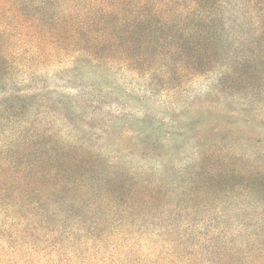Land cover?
Returning <instances> with one entry per match:
<instances>
[{
	"label": "trees",
	"instance_id": "obj_1",
	"mask_svg": "<svg viewBox=\"0 0 264 264\" xmlns=\"http://www.w3.org/2000/svg\"><path fill=\"white\" fill-rule=\"evenodd\" d=\"M159 61L170 90L209 74L217 95L242 87L254 131L264 0H0V88L34 64L135 73ZM11 97L0 93V264H264V138L192 127L194 157L168 172L180 151L160 147L152 181L49 130L26 135Z\"/></svg>",
	"mask_w": 264,
	"mask_h": 264
},
{
	"label": "rangeland",
	"instance_id": "obj_2",
	"mask_svg": "<svg viewBox=\"0 0 264 264\" xmlns=\"http://www.w3.org/2000/svg\"><path fill=\"white\" fill-rule=\"evenodd\" d=\"M238 9L244 13L242 7ZM33 67L36 74L34 70L15 73L0 88V93L13 92L10 99L15 100L14 106L24 108L16 126L23 127L26 135L31 130L48 138L49 130L55 143L77 145L102 159L117 157L122 165L152 181L160 175V147L180 151L169 156L168 172L188 163L185 156L194 157L192 127L203 132L215 127L245 131L264 138V126L260 125L264 114L256 117L255 123H260L254 131L245 128L242 122L247 115L239 112L245 109V102L242 95L234 93L242 87L230 90L223 86L227 94L217 95L213 93L216 75L181 81L180 87L170 90L160 80V61L143 68L135 66V73L113 65L83 64L76 71H70L69 65L48 62ZM0 254L1 260L7 257L1 249ZM22 255L27 262V254Z\"/></svg>",
	"mask_w": 264,
	"mask_h": 264
}]
</instances>
